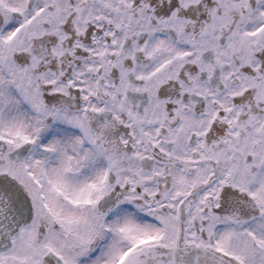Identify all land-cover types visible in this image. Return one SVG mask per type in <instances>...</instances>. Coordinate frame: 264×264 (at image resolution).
I'll list each match as a JSON object with an SVG mask.
<instances>
[{"label": "snow or ice", "instance_id": "snow-or-ice-1", "mask_svg": "<svg viewBox=\"0 0 264 264\" xmlns=\"http://www.w3.org/2000/svg\"><path fill=\"white\" fill-rule=\"evenodd\" d=\"M0 264H264V0H0Z\"/></svg>", "mask_w": 264, "mask_h": 264}]
</instances>
